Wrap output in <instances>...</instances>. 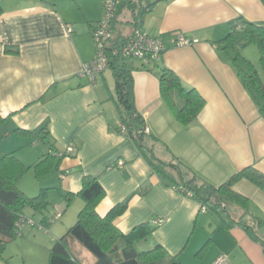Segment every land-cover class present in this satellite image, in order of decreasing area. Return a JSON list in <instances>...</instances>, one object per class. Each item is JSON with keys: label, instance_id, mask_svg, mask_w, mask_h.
Wrapping results in <instances>:
<instances>
[{"label": "crops", "instance_id": "crops-1", "mask_svg": "<svg viewBox=\"0 0 264 264\" xmlns=\"http://www.w3.org/2000/svg\"><path fill=\"white\" fill-rule=\"evenodd\" d=\"M133 2L137 4L134 9L121 1L114 36L131 35L133 10L156 2L143 12L140 29L161 37L165 44L159 62H130L134 104L148 130V144L151 137L157 139L152 147L155 157L166 164L179 163L215 187L247 166L264 175V117L218 43L238 17L264 26V0ZM102 3L57 0L50 6L36 0H0V116L5 119L1 128L4 137L15 138L13 150L2 153H12L30 168L45 154L52 153L55 159L50 172L38 177L43 181L34 193L53 189L46 215L57 211L61 217L56 221L59 225L54 222L51 228H43L37 247L51 248L71 227L77 215L69 216V210L79 206L80 199L66 207L62 194H77L83 177L92 176L105 192L96 208L99 216L126 202L124 214L114 222L122 234L142 224L153 228L137 244L145 243L152 247L149 250L160 245L180 264H213L219 256H226L227 264H264V190L238 180L232 190L246 199L245 207L226 203L218 213L203 211L196 200L180 194L175 184L166 185L122 132L111 70H104L94 84L81 75L82 65L95 57L91 30L103 18ZM67 25L72 26L70 34ZM177 34L197 42L177 46ZM163 66L205 101L187 127L176 122L160 97L158 77ZM41 127L48 132L44 141L37 133ZM15 129L35 133L11 134ZM39 144L47 146V152ZM70 145L74 152L67 155ZM172 178L178 181L175 173ZM27 215L33 222V217L37 222L42 219L33 211ZM75 246L69 240L72 254L84 264ZM83 259L93 263L87 255ZM0 264L10 262L2 256Z\"/></svg>", "mask_w": 264, "mask_h": 264}, {"label": "trees", "instance_id": "trees-1", "mask_svg": "<svg viewBox=\"0 0 264 264\" xmlns=\"http://www.w3.org/2000/svg\"><path fill=\"white\" fill-rule=\"evenodd\" d=\"M36 1L54 6L57 0ZM124 4L132 9L137 7L133 0H124ZM154 4L156 2L147 3L142 9L133 10L132 23H134L135 29H140L143 12L150 10ZM228 26L227 35L218 43L236 69L242 83L249 90L260 116L264 117V83L256 68L241 56L242 50L249 46H255L264 72V26L246 21L242 17L231 21ZM119 38L121 37L114 36L111 45H117ZM129 61L131 60L115 56L110 57L108 62V68L114 78L115 103L122 132L133 140L139 154L154 172L166 181V185L175 184V188L180 194L189 197L187 193H190V198L196 200L200 207L214 213L224 210L223 207L226 206V203L245 207L246 199L232 190V186L238 180H248L264 190V175L252 166L244 167L225 183L215 187L189 173L179 163L166 164L158 160L152 150L157 139L151 137L152 144H148L145 122L134 104L133 67ZM158 80L160 97L176 122L184 127L194 122L205 106L204 99L196 90L186 88L179 77L164 66L160 68ZM4 121L5 119L0 116V126ZM34 133L35 131L19 129L11 132L18 136L33 135ZM37 133L42 135L41 140L43 141L48 136L46 127H41ZM53 156L52 153L45 154L33 166L36 177L45 176L50 172L55 165ZM29 169L30 167L25 166L12 153L3 154L0 157V256L5 244L17 237V223L22 218L27 219L24 214L25 210L29 209L41 214L42 219L37 225H40L42 229L51 224L50 221L55 214L46 215L50 206L49 194L53 189H40L36 196L29 198L18 188L19 181ZM172 173L176 174L178 181L172 178ZM104 195V189L98 179L92 176L83 177L81 189L77 194H62L66 207H69L75 198H79L83 202V207L78 212L75 223L62 237L54 241L49 249L47 264H83L72 254L69 240L77 242L87 250L94 257V264H180L175 258H171L160 245L151 250L136 251L135 245L147 239L153 228L148 224H142L135 227L129 234H122L114 222L124 214L127 204L126 202L117 204L105 216L101 217L96 208L103 200ZM204 249L205 246L201 252Z\"/></svg>", "mask_w": 264, "mask_h": 264}, {"label": "built area", "instance_id": "built-area-1", "mask_svg": "<svg viewBox=\"0 0 264 264\" xmlns=\"http://www.w3.org/2000/svg\"><path fill=\"white\" fill-rule=\"evenodd\" d=\"M122 0H103L102 12L103 18L97 23L91 30V36L95 45V57L92 61L82 65L81 75L86 77L91 84H94L99 75L108 68V62L110 57H122L130 60L148 61L151 63L159 62L165 51L164 40L161 37H154L141 29H135L131 35L120 39L117 45H111V41L114 38L113 21L118 12L120 3ZM66 31L68 34L72 32V26L67 25ZM195 40H190L182 35L178 34L175 39L177 46H188L196 43ZM148 133V130H145ZM74 152L72 145L66 148L65 154L69 155ZM117 166L120 168L122 162H119ZM190 197V193H187ZM203 211H206L204 207H201ZM61 217L59 212H55L50 223L53 224ZM25 224L37 226L42 229L40 225H37L30 219H20L17 223V236L21 235V230ZM156 225L160 224V221H155ZM226 256H219L215 259L213 264H227Z\"/></svg>", "mask_w": 264, "mask_h": 264}, {"label": "rangeland", "instance_id": "rangeland-1", "mask_svg": "<svg viewBox=\"0 0 264 264\" xmlns=\"http://www.w3.org/2000/svg\"><path fill=\"white\" fill-rule=\"evenodd\" d=\"M102 16H103V12H102ZM127 31L128 28L124 30V34H126ZM241 56L245 60L251 62L254 65V67L258 71L264 83V72L259 62V53L257 48L255 46H249L241 51ZM134 61L135 60H131L129 62H134ZM1 127L2 126H0V157L4 154L2 152H9L10 150H13V145H14L13 141L15 139V138H11L12 136L4 137L5 133L4 134L2 133L3 128ZM11 141L12 144H10ZM39 149L42 151L45 150L47 152V146L43 144H39ZM42 181L43 180L36 177L35 171L33 170L32 167L26 172V174L19 181L20 183L18 184V188L21 191L26 192V195L29 198H33L34 196L37 195V193L34 192H37L38 183L42 184ZM32 189L35 191L32 192L31 191ZM77 201L79 203V206L76 204L72 206L71 209L69 210V216L70 215L72 216V214L76 216L78 212L82 209L83 202L81 200H77ZM26 211L30 212L31 210L29 209L25 210L26 213L25 217L27 219H31L32 217H29V215H27L28 212ZM33 218L36 224H40V222H37V219L35 217ZM74 223H72V225ZM56 225H59V222H56ZM51 227L52 226L50 225V228ZM43 232H45L44 229H39L37 226L25 224L21 230V235L17 236L14 240L8 241L5 244V248L1 253L0 258L3 256L5 260L10 262V264H23V262H33L35 264H47L50 246L41 245V247H37V245L40 244V241H42L41 238L44 237L42 234ZM33 233H35L36 235H34ZM74 243L76 245L74 251H76V253L80 256V259L84 262V264H93L95 261L94 257L77 242ZM150 248L152 247L146 246L145 243L135 245V249L138 252L147 251ZM85 255L91 257V259H93L92 261L93 263H90V261H88L87 259H83Z\"/></svg>", "mask_w": 264, "mask_h": 264}]
</instances>
